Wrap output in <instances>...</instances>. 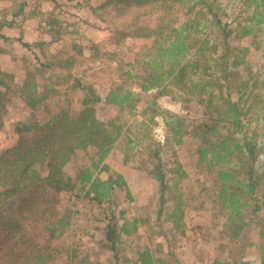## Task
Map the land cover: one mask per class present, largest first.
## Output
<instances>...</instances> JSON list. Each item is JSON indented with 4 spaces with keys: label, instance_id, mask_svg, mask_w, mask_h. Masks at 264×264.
Wrapping results in <instances>:
<instances>
[{
    "label": "trees",
    "instance_id": "1",
    "mask_svg": "<svg viewBox=\"0 0 264 264\" xmlns=\"http://www.w3.org/2000/svg\"><path fill=\"white\" fill-rule=\"evenodd\" d=\"M156 1L107 0L102 7L111 5L112 12L125 16L140 9L151 13L158 9ZM0 2L13 8L0 11L2 41L8 38L2 31L13 25L26 5L21 0ZM172 3L156 27L140 29L150 30L154 36L133 63L143 69L138 88L142 92L157 90L159 96L175 90L179 98L200 107L202 116L194 121L186 115L170 116L165 143L153 141L146 146L144 133L137 139L127 136L128 156L130 160L141 156L138 168L157 184V220H161L168 201H176L172 208L169 206L164 222L181 228L184 235L181 201L186 198L187 187L170 175L185 172L176 159L169 167V150L172 157L177 150L191 151L196 174L203 172L213 190L208 200L222 217L215 237L217 254L211 264H249L245 258L250 248L258 252L260 264H264V65L255 69L246 59L249 48L241 45L248 37L264 39V0H248L246 9L250 13L232 22L224 21L217 0ZM174 5L180 8V17L166 22ZM10 8L12 20L4 12ZM56 23L57 20L49 23L55 29V38L61 33ZM127 32L118 34L125 36ZM76 62L72 55L58 64L41 63L40 68L56 67L73 78L71 69ZM14 72L0 70V128L8 112L6 102L13 95L21 92L18 97L28 98L26 102L32 107L39 99L34 95L39 88L34 77L13 89ZM66 77L59 78L67 81ZM76 87L81 96L80 110H61L51 120L37 125L17 122L19 142L0 155V264H51L62 253L67 255L64 264H92L89 254L78 245L62 248L63 240L73 235L74 208L78 203L95 213V220L103 224L102 249L110 252L112 264H183L175 253L161 255L147 243L136 248L131 259L120 256L121 246L133 237L139 238L140 228H145L147 221L140 217L126 219L123 212L119 219L115 217L114 195L125 192L128 201L133 198L125 177L109 172L106 160L128 129L123 134L119 117L99 120L95 108L103 102L132 111L139 102V93L120 85L103 96L86 91L79 81ZM141 146L146 150H136ZM79 152H85L89 162L75 165L73 174H68L65 168ZM198 183L205 188L203 180ZM203 193H197L194 201H199ZM33 224L40 227V233L31 227ZM198 227L203 226L195 228ZM56 241H60L58 245Z\"/></svg>",
    "mask_w": 264,
    "mask_h": 264
},
{
    "label": "rangeland",
    "instance_id": "2",
    "mask_svg": "<svg viewBox=\"0 0 264 264\" xmlns=\"http://www.w3.org/2000/svg\"><path fill=\"white\" fill-rule=\"evenodd\" d=\"M21 1H24L26 5L24 13L14 18L11 27L2 31L8 38L0 41L2 50L0 51V70L15 71L16 84L12 85L13 89H17L18 84L26 85L27 80L36 78L39 88L34 95L39 99L32 107L26 102L28 98L18 97L22 94L18 92L6 102L8 112L3 116L0 128V155L19 142L17 122L37 125L51 120L61 110L68 112L80 110L81 96L77 94L78 87L74 88L78 81L82 86L87 87L86 91L100 93L103 96L120 85L134 89L139 93V102L132 111L128 108L119 109L103 102L98 103L95 108L99 120L109 121L119 117L117 122L124 126L123 134L128 129L118 148L113 150L106 160L109 172L125 177L133 198L132 201H128L125 198V192H117L114 195L112 207L115 217L119 219L120 212H123L122 217L126 219L140 217L147 221L145 228H140L139 238L133 237L121 246V259H131L134 256V250L142 248L147 243L161 255L175 253L183 264H211L212 258L217 254L215 237L220 230L222 217L212 208L211 201L208 200L213 190L203 172L196 174L191 151L189 153L177 150V155L172 157L173 153L169 150L171 159L169 167L172 160L176 159L182 165V171L185 172V175L182 173L170 175L179 178L187 187L186 198L181 201L184 210L182 213L185 225L184 235L180 232L181 228H174L172 223L164 222L167 212H170L169 206L172 208L176 201H168L163 209L161 220H157V211L160 208L157 184L144 170L138 168L143 160L141 156L131 160L128 156L127 136L137 139L144 133L143 140L146 141V146L153 141L165 143L166 121H170V116L186 115V118L193 121L194 118L202 116L200 107L179 98L175 90L168 95L159 96L157 90L142 92L138 88V77L143 73V69L140 66H133V63L140 55L141 48L149 44L154 36L150 30L140 29L156 27L160 16L166 15L168 7L173 5L172 0L156 1L158 9L151 13H145L146 11L140 9L141 11H131L125 16L112 12L111 5L102 7L107 0ZM217 2L222 7L224 21L241 20L251 11L246 9L248 0H217ZM8 5L0 2V11L11 7ZM11 8L8 12L4 11L7 13L8 20L13 19ZM166 8L167 10L164 11ZM178 9L180 10L177 5H174V8L170 10L171 14L165 17V21L175 16L180 17L181 12ZM54 20H57L55 28L61 31L57 38L54 34L55 29L49 25ZM119 31L129 33L122 36L118 34ZM54 39L57 40L51 42ZM26 44L29 47L25 46ZM241 45L249 48L246 59L255 69L264 65L263 38L256 40L255 37H248L241 41ZM72 55L77 58V62L71 69L73 78L66 77L67 73L56 67L40 68L41 63L49 61L58 64L61 59ZM18 64L21 65L18 66ZM128 71L129 74H127ZM261 72L264 79V69ZM60 76L68 80H61ZM125 121L126 124H124ZM141 148L143 150L144 146L136 150L140 151ZM125 157H128L127 160ZM88 159L85 152H79L65 171L73 174L75 165L88 163ZM102 175L105 177L106 173ZM196 179L203 180L205 188H202ZM202 190L203 196L200 195L199 201H194V196ZM62 201L65 200L62 199ZM68 207H72L71 203ZM74 209H76L73 217L75 229L73 235L63 240L62 248L67 250L70 245L75 244L84 253L89 254L92 264H112L110 252L102 249L101 227L103 224L95 220V213H89L83 203H78L77 208ZM87 215L90 219H87ZM196 225L203 227L195 228ZM31 227L40 233L39 226L33 224ZM59 242L56 241L54 244L58 245ZM66 261L67 255L62 253L51 264H64ZM245 261L249 264H260L258 252L248 249Z\"/></svg>",
    "mask_w": 264,
    "mask_h": 264
}]
</instances>
